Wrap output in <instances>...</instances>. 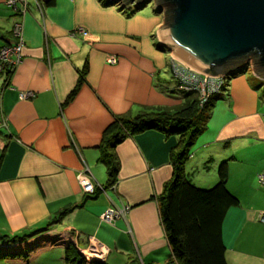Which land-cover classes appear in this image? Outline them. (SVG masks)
I'll use <instances>...</instances> for the list:
<instances>
[{
	"label": "crops",
	"instance_id": "obj_1",
	"mask_svg": "<svg viewBox=\"0 0 264 264\" xmlns=\"http://www.w3.org/2000/svg\"><path fill=\"white\" fill-rule=\"evenodd\" d=\"M27 2L20 63L7 83L0 77V248L40 244L28 260L0 257V264H64V241L106 264L165 263L169 248L154 196L172 176L177 136L149 129L124 138L115 145L118 170L107 188L97 147L114 117L182 99L171 93L167 53L158 47L163 14L153 2L143 9L102 0ZM13 19L0 0V44L13 40ZM78 26L82 33L73 32ZM84 63V80L65 102ZM192 145L183 169L196 186L213 185L217 165L227 160L226 187L239 203L222 223L226 263L264 264V223L256 216L264 211L257 181L264 173V77L231 76ZM80 173L99 187L96 195L83 193ZM126 204L124 215L99 218Z\"/></svg>",
	"mask_w": 264,
	"mask_h": 264
},
{
	"label": "trees",
	"instance_id": "obj_2",
	"mask_svg": "<svg viewBox=\"0 0 264 264\" xmlns=\"http://www.w3.org/2000/svg\"><path fill=\"white\" fill-rule=\"evenodd\" d=\"M102 2L110 4L113 0H102ZM143 2L144 0H141L123 7L128 8L134 5L133 9H138ZM114 4L121 6L118 1ZM153 7L155 10L159 9L157 5ZM169 13L167 8L165 22L169 20ZM158 47L161 50L165 49L163 44H159ZM249 57H252L254 61L256 59L255 55H249ZM249 57L247 63L251 62ZM238 65L242 66V62H238L236 67ZM243 66L234 67L222 73V88L231 76L241 71ZM85 73L86 63L79 69L77 81L68 92L65 102L71 99L80 83L83 82ZM171 79L173 83L171 93L181 95L182 98L178 104L145 107L132 117L116 116L103 129L97 146L98 160L104 164L107 174L103 187H111L115 183L118 160L114 148L124 138L149 129L160 131L165 135H176L175 151L171 154L172 176L163 184L160 193L154 196L169 248V256L164 264H227L224 256L222 223L227 210L239 203L226 187L227 160L219 162L216 168L217 181L206 188L192 183L183 169L189 149L196 136L204 129L212 102L220 95V92L209 95L207 101L199 105L195 92L176 89L173 77ZM98 190L99 187H96L92 193H85V195L92 197L97 194ZM61 215L62 212L52 217L49 223L55 222ZM12 238L14 240V237ZM20 238L23 240L26 237ZM39 244L38 241H32L18 246L1 247L0 257L13 261L15 258L26 260V257ZM63 262L64 264H85L83 255L70 241H64ZM88 264L106 263L93 259ZM131 264L139 263L131 261Z\"/></svg>",
	"mask_w": 264,
	"mask_h": 264
},
{
	"label": "water",
	"instance_id": "obj_3",
	"mask_svg": "<svg viewBox=\"0 0 264 264\" xmlns=\"http://www.w3.org/2000/svg\"><path fill=\"white\" fill-rule=\"evenodd\" d=\"M117 1L123 7L141 0L113 3ZM151 1L167 6L157 29L160 42L187 66L204 74H222L255 55V61L250 59L252 71L264 77V0Z\"/></svg>",
	"mask_w": 264,
	"mask_h": 264
},
{
	"label": "built area",
	"instance_id": "obj_4",
	"mask_svg": "<svg viewBox=\"0 0 264 264\" xmlns=\"http://www.w3.org/2000/svg\"><path fill=\"white\" fill-rule=\"evenodd\" d=\"M4 1L5 4L12 9L14 16L11 27L13 40L9 43L0 44V77L3 78V83H7L12 72L15 70L21 60L23 48L21 17L28 8V2L27 0ZM83 30L84 29L82 27L78 26L73 29V32L82 33ZM107 61L110 63H114L116 61V57L114 55H109L107 56ZM169 69H171L172 71L175 88L178 90L188 91L192 87V82H197L194 87L198 91L200 96L199 105L205 103L209 95L219 93L221 91L223 85L222 74L216 76H213L211 74L205 75L206 78L202 81L201 77L199 78V80L191 77L188 68L184 69V67H181L180 69L170 64ZM212 81L214 82L212 83ZM30 95L31 93L28 92L21 93L22 97ZM77 179L81 185L83 193H92L94 186L84 173H80ZM257 181L258 183L264 185V173L257 174ZM127 210H129V205L127 204L120 207H108L104 212L101 213L99 218L103 221H111L114 218L124 215ZM256 216L260 222L264 223V211H258V213H256Z\"/></svg>",
	"mask_w": 264,
	"mask_h": 264
},
{
	"label": "rangeland",
	"instance_id": "obj_5",
	"mask_svg": "<svg viewBox=\"0 0 264 264\" xmlns=\"http://www.w3.org/2000/svg\"><path fill=\"white\" fill-rule=\"evenodd\" d=\"M151 0H149V1H145L144 0V2L142 3V6L141 7H139L140 9H143L144 7H151V4H152V1L150 2ZM159 6V12H160V14L162 13H164V11H163V8H165L166 7V5H162V4H160V5H158ZM138 8V9H139ZM164 46H165V52L167 53L166 55H167V61H168V64L170 65V64H172L173 66H175V67H178V68H180L181 69V67H184V69H189L188 71H189V74H190V76L191 77H194V78H196V79H198L199 80V78L201 77L202 78V81L206 78L205 77V75H208V74H204L203 72H200V71H198V70H196V69H194V68H192V67H190V66H187V64H185V63H183L182 61H180L179 59H177L176 57H174L173 55H171V51H172V49L171 48H169V46H168V44H163ZM250 59H251V57H249ZM174 62V63H173ZM248 62V59H245V60H242V66H243V68H241L240 70V72L239 73H242V74H244V73H246V74H248V75H250V73H254L253 71H252V66H251V63H247ZM177 64V65H176ZM179 65V66H178ZM242 67L241 65H238L237 67ZM236 67V66H235ZM236 67V68H237ZM168 70V72H169V74L171 75L170 76V78H172L173 76H172V71H171V69H169V66H167L166 65V67H165V69H164V72H167V70ZM233 69V68H232ZM229 70H231V69H229ZM227 70H225V71H223V72H226ZM163 72V73H164ZM211 75H213V76H216V75H219V74H211ZM212 78H214V77H212ZM214 80V79H213ZM214 81H212V83H213ZM228 82H229V80H228ZM211 83V84H212ZM227 88H228V83L223 87V88H221V91H220V94H225L226 93V90H227ZM261 90H262V87L260 88ZM195 93L197 94V96H198V104H199V100H200V96H199V93H198V91L196 90L195 91ZM191 146H193V145H191ZM191 148V147H190ZM128 211V210H127ZM126 211V212H127ZM125 214V213H124ZM83 258H84V262H85V264H88L89 262H90V260H93L94 258H88V256L87 255H84L83 254ZM101 261V260H100ZM159 264H164V262L163 263H159Z\"/></svg>",
	"mask_w": 264,
	"mask_h": 264
},
{
	"label": "bare ground",
	"instance_id": "obj_6",
	"mask_svg": "<svg viewBox=\"0 0 264 264\" xmlns=\"http://www.w3.org/2000/svg\"><path fill=\"white\" fill-rule=\"evenodd\" d=\"M249 63H251V62H249ZM252 69H253V67H252ZM192 80V79H191ZM197 84V82L196 81H193L192 82V87L189 89L191 92H195L196 91V89H195V87H194V85H196Z\"/></svg>",
	"mask_w": 264,
	"mask_h": 264
}]
</instances>
